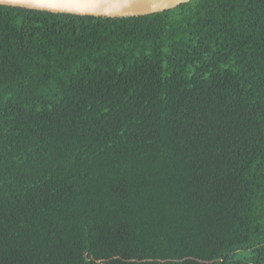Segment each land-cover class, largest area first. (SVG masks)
Returning a JSON list of instances; mask_svg holds the SVG:
<instances>
[{
  "label": "trees",
  "instance_id": "1",
  "mask_svg": "<svg viewBox=\"0 0 264 264\" xmlns=\"http://www.w3.org/2000/svg\"><path fill=\"white\" fill-rule=\"evenodd\" d=\"M0 264H264V0L0 4Z\"/></svg>",
  "mask_w": 264,
  "mask_h": 264
},
{
  "label": "water",
  "instance_id": "2",
  "mask_svg": "<svg viewBox=\"0 0 264 264\" xmlns=\"http://www.w3.org/2000/svg\"><path fill=\"white\" fill-rule=\"evenodd\" d=\"M189 0H0V4L94 16H133L173 8Z\"/></svg>",
  "mask_w": 264,
  "mask_h": 264
}]
</instances>
